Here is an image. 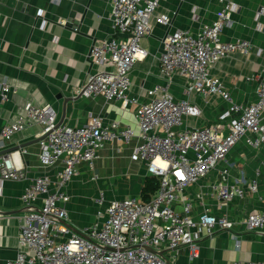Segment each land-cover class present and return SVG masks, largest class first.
<instances>
[{"label": "built area", "instance_id": "obj_1", "mask_svg": "<svg viewBox=\"0 0 264 264\" xmlns=\"http://www.w3.org/2000/svg\"><path fill=\"white\" fill-rule=\"evenodd\" d=\"M160 1H111L108 20L112 36L92 46L88 56L91 64L102 70L89 73L79 91L86 97L119 101L123 107L135 106L137 130L120 128L116 122L105 125L97 116L78 127L59 124L49 105H28L24 117L2 128L0 141L3 142L31 124H38L41 165L49 168L58 162L62 164L53 176L37 177L24 189L20 200L25 213L20 222L17 255L6 264H171L157 253L163 249L176 253L187 248L190 260L198 257L199 236L194 231L204 237L212 236L215 230L233 232L235 223L226 215L194 216L193 205L184 200V194L225 161L246 133L252 136L246 139L250 147L257 149L264 144V78L258 80L256 100L241 105L233 102L219 80L210 76V69L219 61L237 52L248 54L252 49L244 40L220 41L223 30L231 27V15L237 10L233 2L220 0L222 7L210 26L197 34L174 30L162 40L163 50L158 56L160 73L168 84L174 76H182L186 99L175 100L167 87L161 86L151 90L153 98L148 103L130 97L131 70L137 61L148 56L140 42L149 34L151 20L167 27L171 24L168 15L155 17ZM257 15L264 17L263 7ZM256 29L264 32L260 24ZM11 93L14 90L0 82V100L6 102ZM212 96L228 104L217 125L175 130L185 120L202 115L192 98L199 97L206 104ZM222 122L227 123L225 135L219 128ZM133 138L140 141L134 155L144 164L147 174L158 180L157 191L148 202L134 197L111 201L83 235L71 233L64 224L68 219L66 188L77 174L78 166L92 165L107 142L116 139L128 143ZM225 174L223 171L221 182L212 186L216 200L228 204L243 199L245 189L227 184ZM22 179L25 175L11 160L0 156V184ZM257 187L256 181H251L246 190L255 193ZM103 199L100 195L94 202L101 206ZM37 202L40 207L33 210L31 207ZM179 203H182L181 211L175 208ZM243 226L246 232H261L264 212L248 214Z\"/></svg>", "mask_w": 264, "mask_h": 264}, {"label": "crops", "instance_id": "obj_2", "mask_svg": "<svg viewBox=\"0 0 264 264\" xmlns=\"http://www.w3.org/2000/svg\"><path fill=\"white\" fill-rule=\"evenodd\" d=\"M111 1L0 0V82L14 90L6 102L0 100V132L5 125L24 117L28 105L51 106L57 122L71 127L85 125L92 116H97L105 125L116 122L120 128L137 130L135 106L123 107L119 101L107 102L99 96L79 94L87 75L102 70L92 65L88 56L92 46L112 36L108 20ZM228 1L237 10L231 15V27L223 30L220 41L244 40L252 49L248 54L229 55L216 63L209 74L219 80L233 102L248 105L256 100L258 80L264 78V32L256 29L258 24L264 27V17L257 15L259 8H264V0ZM221 7L220 0H161L155 17L168 15L171 24L167 27L151 20L149 34L140 42L148 56L137 61L131 70L130 97L139 103H148L153 98L151 90L161 86L167 87L175 100L186 99L185 79L176 75L168 84L160 73L158 56L163 50L162 40L174 30L197 34L216 20ZM192 101L202 115L185 120L176 131L217 125L219 116L228 109V104L216 96L208 98L206 104L199 97ZM219 128L223 135L227 133V123L222 122ZM40 134V126L31 124L9 141H0V156L9 158L25 175V179L0 184V264L14 260L17 255L20 222L25 213L20 200L24 189L37 177L53 176L62 166L61 162L49 168L41 165ZM251 137L246 133L225 161L184 194V200L193 205L194 216L226 215L235 223L232 233L236 239L228 231L215 230L212 236L204 237L196 230L198 257L190 260L187 248H180L176 253L161 250L159 253L171 264L264 263V229L259 233L246 232L243 226L248 214L264 212V144L257 149L250 147L246 139ZM139 142L136 138L128 143L114 139L104 145L92 165L78 166L77 174L66 188L69 201L68 219L64 224L71 233L83 235L111 201L132 197L142 201L144 181L152 177L134 155ZM15 148L16 151H11ZM223 171H226L227 184L245 189L243 199L228 204L216 200L212 186L221 182ZM251 181L258 185L255 193L246 190ZM100 195L104 199L97 206L94 200ZM181 205L175 206L177 211H181ZM39 207L37 202L31 208Z\"/></svg>", "mask_w": 264, "mask_h": 264}, {"label": "trees", "instance_id": "obj_3", "mask_svg": "<svg viewBox=\"0 0 264 264\" xmlns=\"http://www.w3.org/2000/svg\"><path fill=\"white\" fill-rule=\"evenodd\" d=\"M159 182L155 178H146L141 190V199L143 202H148L151 196L157 191Z\"/></svg>", "mask_w": 264, "mask_h": 264}, {"label": "water", "instance_id": "obj_4", "mask_svg": "<svg viewBox=\"0 0 264 264\" xmlns=\"http://www.w3.org/2000/svg\"><path fill=\"white\" fill-rule=\"evenodd\" d=\"M59 124H61V123H59ZM17 150V148H15L14 150H11V151H16ZM77 234L79 235V233L77 232ZM149 251H152V250H149ZM152 252H154V251H152ZM155 253H157V252H155ZM157 255L158 256H160V257H162V255L160 254V253H157ZM163 258V257H162Z\"/></svg>", "mask_w": 264, "mask_h": 264}]
</instances>
